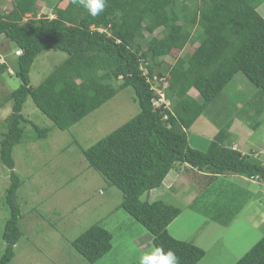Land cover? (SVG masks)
<instances>
[{"label":"trees","instance_id":"16d2710c","mask_svg":"<svg viewBox=\"0 0 264 264\" xmlns=\"http://www.w3.org/2000/svg\"><path fill=\"white\" fill-rule=\"evenodd\" d=\"M263 2L105 0L104 10L93 17L78 2L67 0L64 5L55 3L54 16L49 17L40 12L38 0H0V35L8 44L0 52V75L12 73L21 81L6 97L10 113L0 140V160L9 170L4 196L9 214L1 232L0 264L10 263L22 237L17 192L24 180L15 170L14 148L23 139L25 124L38 137L47 134L23 115L24 102L30 97L64 130L127 86L133 89L139 112L82 153L90 167L121 191L120 206L148 231L153 246L172 250L178 264L200 261L205 255L202 248L168 232L181 209L143 197L162 187L171 169L182 164L210 177L239 174L264 182V164L232 146L231 116L238 114V106L220 99L241 73L259 94L252 106L246 103L257 114L264 112V14L259 7ZM28 13L31 17L25 18ZM48 49L62 50L67 57L33 86L32 64ZM183 50L172 63L163 60ZM216 100L220 106L213 113ZM200 115L218 127L205 150L192 147L188 139V130ZM29 198L22 199L24 204ZM111 240L110 231L94 223L70 243L93 263L110 250ZM234 264H264V234Z\"/></svg>","mask_w":264,"mask_h":264},{"label":"rangeland","instance_id":"374dc122","mask_svg":"<svg viewBox=\"0 0 264 264\" xmlns=\"http://www.w3.org/2000/svg\"><path fill=\"white\" fill-rule=\"evenodd\" d=\"M38 1L40 12L53 17L51 7L55 3L64 5L67 0ZM259 7L264 14V2ZM25 16L29 18L31 14ZM7 45L6 39L0 35V52ZM184 52H172L163 60L172 63ZM66 57L62 50L48 49L40 53L30 70L31 84L38 85ZM20 84L15 74L4 72L0 75V140L5 131V118L10 113V102L6 97ZM113 84L117 88L119 82ZM189 93L197 96L194 90ZM257 93V88L238 73L220 99L227 106H238V114L234 112L231 116L232 139L244 140L241 146L264 164V112L257 114L249 106L259 96ZM160 96L164 98L163 92ZM165 101L170 106V101ZM218 103L216 100L212 104L213 113L220 106ZM138 112L133 89L127 86L62 130L37 108L30 97L27 98L23 115L46 129L47 134L38 137L33 127L25 124L23 139L13 151L15 170L24 185L17 192L21 204L22 237L15 245V256L9 264H139L140 253L153 247L148 231L120 206L121 191L90 167L82 153L83 149ZM224 114L227 115L225 111ZM235 116L238 120H234ZM217 129L206 115H200L188 130L190 145L205 150L208 138L214 136ZM176 166L163 181L166 184L177 174L172 185L151 189L150 195L146 193L143 198L149 201L161 199L181 209L167 229L175 238L191 242L205 251L196 264H234L264 234V221L256 218L261 210L258 208L260 202H249L251 197L247 192L251 189L254 194H260L263 202L264 188L261 187L264 185L250 184L230 175L210 177L202 171L189 169L185 164ZM8 183L9 170L0 160V251L4 246L1 232L9 214L4 198ZM25 196L30 197L26 204L22 200ZM261 208L264 209L262 203ZM94 223L110 231L112 246L91 263L82 258L70 242Z\"/></svg>","mask_w":264,"mask_h":264},{"label":"clouds","instance_id":"9594fccd","mask_svg":"<svg viewBox=\"0 0 264 264\" xmlns=\"http://www.w3.org/2000/svg\"><path fill=\"white\" fill-rule=\"evenodd\" d=\"M73 2H78L93 17L98 16L105 8V0H73ZM160 100H163V98H160ZM236 120L238 119L236 118ZM147 194L150 195V191ZM139 264H178V258L172 250L165 251L160 246H153L149 250L140 253Z\"/></svg>","mask_w":264,"mask_h":264},{"label":"crops","instance_id":"0c3cea01","mask_svg":"<svg viewBox=\"0 0 264 264\" xmlns=\"http://www.w3.org/2000/svg\"><path fill=\"white\" fill-rule=\"evenodd\" d=\"M230 131H231V133L233 134V132H232V129H231V127H230ZM234 137V136H233ZM242 143H244V140H242V141H238V140H236V139H232V146H233V148H236V149H238V150H240L241 152H242V154H248L247 153V151H246V149L243 147V146H241V144ZM237 146V147H236ZM251 152H253V150H251ZM250 152V153H251ZM176 175L177 174H174L173 176H172V178H171V180H170V182H169V180H168V182L165 184V183H163V185L165 186H167V187H169L170 185H172L173 184V181L175 180V177H176ZM168 176V175H167ZM229 175H225V176H223V178L224 177H228ZM230 176H233V177H237V178H240V180H243V181H246V182H249L250 184L252 183V184H259L260 186H262L261 184H263L264 185V182H262V181H260V179L257 177V178H249V177H246V176H244V175H239V174H235V175H230ZM174 177V178H173ZM227 182H228V180H226ZM169 184V185H168ZM261 188H264V187H261ZM248 193H249V196L251 197V199H250V201L249 202H252L253 204L254 203H257V202H260L259 204H258V208L259 209H261L260 210V212L256 215V218L258 217L259 219V221H264V209H262L261 208V203L262 204H264V201L262 202V200H261V198H262V196H260V194H254V191H252L251 189H248V191H247ZM259 193H261L262 195H263V192L262 191H260ZM256 195H258V196H256ZM251 218H253V220L255 221V218H254V216H252Z\"/></svg>","mask_w":264,"mask_h":264},{"label":"built area","instance_id":"2783aa9c","mask_svg":"<svg viewBox=\"0 0 264 264\" xmlns=\"http://www.w3.org/2000/svg\"><path fill=\"white\" fill-rule=\"evenodd\" d=\"M18 52V51H17Z\"/></svg>","mask_w":264,"mask_h":264}]
</instances>
